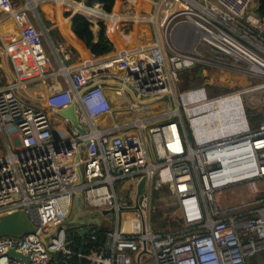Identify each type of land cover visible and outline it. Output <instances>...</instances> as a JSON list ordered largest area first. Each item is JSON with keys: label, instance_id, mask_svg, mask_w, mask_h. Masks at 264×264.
Wrapping results in <instances>:
<instances>
[{"label": "built area", "instance_id": "built-area-1", "mask_svg": "<svg viewBox=\"0 0 264 264\" xmlns=\"http://www.w3.org/2000/svg\"><path fill=\"white\" fill-rule=\"evenodd\" d=\"M119 1L125 8L133 0ZM152 4L147 46L109 57L120 74L91 76L83 67L64 66L70 52L60 43L55 48L58 72L68 86L46 95L44 105L26 102L13 87L0 88L6 149L0 155V215L23 209L38 231L58 228L49 246L37 233L0 237V264H22L5 254L9 249L27 256L29 264H64L58 256H75L84 264H251L264 255V197L228 207H219L214 198L217 191L264 180V16L256 14V0ZM40 36L33 26L21 29L20 39L36 66L45 60ZM196 66L239 71L245 85L222 89L205 75L198 86L179 92V74ZM38 75L54 77L44 69ZM106 78L107 84L96 82ZM206 87L222 91L207 95ZM73 102L77 124L86 133L62 117L70 131L55 140L50 116ZM118 106L127 114L114 116ZM104 115L107 126L101 127ZM79 175L83 210L112 209L116 215L99 245L92 244L97 226L85 227L82 239L91 241L87 252L71 251L68 231L60 228ZM141 177L139 210H125L133 199L119 203L115 185L131 181L134 195ZM162 187L174 199L178 229L152 228L151 195ZM258 259L264 264V257Z\"/></svg>", "mask_w": 264, "mask_h": 264}, {"label": "crops", "instance_id": "crops-1", "mask_svg": "<svg viewBox=\"0 0 264 264\" xmlns=\"http://www.w3.org/2000/svg\"><path fill=\"white\" fill-rule=\"evenodd\" d=\"M12 1L15 4H12ZM28 2L33 6L28 7ZM119 2V0H115L111 12L107 13L103 10L102 4L97 2L87 4V0H2L0 3V88L13 87L17 96L26 102L37 106L44 105L43 101L46 95L68 86L62 73L58 72V52L55 48L60 43L70 52V59L64 60L63 65L75 68L83 67L82 71L89 74L87 70L95 66H87L90 59L98 57L84 50L80 40L72 32L71 18L76 13L83 15L91 23L93 41H96L98 37V24L104 25L105 36L112 42L113 50L99 57L116 55L121 50L129 49V46L122 47L120 41H123V36L130 32L133 33L134 45L148 43L151 40V30L146 17L149 16L154 0H133L132 3L127 4L128 8L125 9ZM58 6H60L59 12ZM32 7L37 10V16L30 10L33 9ZM65 12H69L70 15L65 16ZM114 20L117 27L115 33L118 38L112 31H108L109 26L113 25L111 21ZM25 26H33L41 34L45 53V60L41 62V65L39 63L36 66L29 59L27 50L20 39L21 29ZM113 61L117 69V61ZM42 69L46 73H53L54 77L39 76ZM91 73V76L96 75ZM114 75L110 74V76ZM103 117L104 121H107V115ZM60 118H52L53 121H51L50 116L52 136L53 138L55 135L57 136L55 140L67 137L70 131L67 123L63 121L62 117ZM5 130L11 141L15 143L12 127L7 126ZM125 182L120 184L122 188L131 183V181ZM104 220L102 218L100 226L97 227L107 230L109 227L104 225Z\"/></svg>", "mask_w": 264, "mask_h": 264}, {"label": "rangeland", "instance_id": "rangeland-1", "mask_svg": "<svg viewBox=\"0 0 264 264\" xmlns=\"http://www.w3.org/2000/svg\"><path fill=\"white\" fill-rule=\"evenodd\" d=\"M1 2L2 0H0V3ZM12 4H15L14 1H12ZM30 10L33 11V9ZM28 16L30 15L28 14ZM40 41L43 45L42 37H40ZM49 58L51 59V57ZM223 64L229 65L230 63L228 61H223ZM241 74L242 73L239 71H234V70L227 71L226 69H216L213 71L208 69L201 70L202 79H204L205 75H208L210 78H214L216 82L221 85L222 89H226L232 85H245V79ZM188 81H192L194 83V80L192 78V73H190V70L180 73L178 76V81L176 83L177 90L179 92H183L188 88L194 87L193 83H188ZM202 81L200 82L202 83ZM187 84H188V88L185 87V85ZM222 89L206 87V93L207 95H215L221 92ZM112 99L113 96H111V100ZM115 105L117 104L113 102L112 106L115 107ZM124 109H126V107H120L119 109H115L114 116H117V114H119L118 112H120L121 115L127 114V112L124 111ZM164 110H166V106L164 108L160 107L157 110V112L162 113ZM182 114L184 116V112H182ZM52 118L59 119L60 117L58 115H52L51 121H53ZM125 121L129 122L128 117L127 120ZM106 124L107 121H104V117H103L101 119V127H105ZM7 140L9 144L12 146L13 142L11 141L10 137H7ZM0 152H1L0 155H3L4 152L6 153V149L4 145V137H3V133L1 132H0ZM161 182L164 185V181ZM130 184L127 187H123V188L119 184L115 185V192L119 203L125 202L128 199L130 200L133 199V192L132 193L130 192L132 189ZM262 197H264L263 179H259L257 181L253 180V182L250 181L247 183L239 184L229 189H225L223 191H217L214 194L215 202L219 207H228L231 205H237L246 201L259 199ZM84 211H92V210H84ZM152 215L154 216V219H151ZM123 216L124 215H122V217ZM104 219H105L104 225L110 227L111 224L113 225L115 224L116 215L115 213H112L107 215ZM150 220L154 226L163 223L164 227L160 228V230H174L181 227V221L178 217V213L174 205V199L172 198L171 194L165 187H162L160 190H157L155 193L151 195ZM258 263L263 264L260 259H258Z\"/></svg>", "mask_w": 264, "mask_h": 264}, {"label": "water", "instance_id": "water-1", "mask_svg": "<svg viewBox=\"0 0 264 264\" xmlns=\"http://www.w3.org/2000/svg\"><path fill=\"white\" fill-rule=\"evenodd\" d=\"M33 12L35 15H38L37 10L33 7ZM101 85L107 84L106 80L96 81ZM166 102L168 107H170V101L168 97L165 95L162 97ZM59 116L68 120L69 124L76 128L81 135H85L86 131L84 128H81L77 124V116L74 111V102L67 106L66 108L59 109L56 112ZM146 142L149 144L148 137L145 135ZM84 144V141L82 142ZM144 184L145 177H141L136 184L135 192L133 195V205L131 207H125V210H139L138 199L144 193ZM81 185V177L78 176V179L75 183V187L77 188L74 192L72 199V206L69 212L67 219L60 224V228H63L66 231H74L77 230V234L82 238L86 234L85 227L88 225L100 226L101 219L105 218L107 215L112 213V209H101L99 211H84L83 210V194L81 189H79ZM123 209V208H121ZM58 228H53L48 233H43L42 231H38L37 226L33 224V222L29 219L28 215L25 213L23 209H18L15 211H11L9 213H4L0 215V237L2 236H10V237H21L25 234H34L37 233L40 241L45 245H50V239L55 236ZM143 248L145 251V245L143 244ZM5 254L11 258L19 260L22 264H29V259L27 256H23L20 253L15 252L12 249L5 251ZM51 258L55 257V252H49Z\"/></svg>", "mask_w": 264, "mask_h": 264}, {"label": "trees", "instance_id": "trees-1", "mask_svg": "<svg viewBox=\"0 0 264 264\" xmlns=\"http://www.w3.org/2000/svg\"><path fill=\"white\" fill-rule=\"evenodd\" d=\"M256 1H257L258 7L255 10V12L258 16L263 17L264 16V0H256ZM93 2L102 4L103 10L107 13H110L115 0H87V4H92ZM125 8H128V7L126 6ZM69 15H70L69 12H65V16H69ZM71 21H72L71 30L74 33V35L80 40L81 46L84 50H87L90 54H92L95 57L108 54L113 50V44L109 40V38L105 36L104 25L102 23L98 24L99 26L98 37L96 41H93V36H92L91 29H90L91 23L83 15L76 13L72 16ZM43 22L46 23V21H43ZM111 23L113 25L109 26L108 31H112L114 34L117 28L116 23L115 22H111ZM76 47H77V44H76ZM201 70H202L201 66H196L192 68L190 70V73H192V78L194 80V83L192 81H188V83H193L194 87L198 86V84H200V81L202 79ZM185 87L188 88V84L185 85ZM194 87H191V88H194ZM56 138L57 136L55 135L54 139ZM151 219H154L153 215L151 216ZM163 227H164L163 223H160L156 226L152 224V228L156 230L163 228ZM105 229L97 227L95 231V239L94 241H92V244L99 245L103 242ZM66 238L69 241L68 247L73 252H77L79 250H81L82 252H87V248L91 244V241H89V238L85 237L84 239H82L79 235L73 232H68ZM260 257H264V255H261L257 258H253L252 260H250L251 264H257L258 258ZM57 260H60V262L64 264H84L85 263L84 260H80L76 258L75 256H72L69 259H63L58 256Z\"/></svg>", "mask_w": 264, "mask_h": 264}, {"label": "bare ground", "instance_id": "bare-ground-1", "mask_svg": "<svg viewBox=\"0 0 264 264\" xmlns=\"http://www.w3.org/2000/svg\"><path fill=\"white\" fill-rule=\"evenodd\" d=\"M28 7L30 6H33L32 4H30V2H28ZM33 8V7H32ZM58 12L60 11V6H58L57 8ZM111 22H115L116 21H111ZM115 37L118 38V35L116 33H114ZM133 33L130 32V33H127L123 36V41H120L121 42V46L122 47H125V46H129L128 48L129 49H136L137 47H146L147 46V43H144V44H139V43H136L137 45H134L133 41ZM111 55H107V57H98V58H95V59H90V62L87 66H90V65H95L94 67H90L87 71L89 72V74L91 75L93 72L94 74H98V73H103V72H106L107 74H120V70L116 69L115 66H114V61L112 59H110ZM107 61V62H106ZM111 96H113V99L115 98L114 94L111 93L110 94V98ZM116 104L118 105L120 103L119 100L115 101ZM120 107V106H118ZM120 111V110H119ZM128 215V214H127ZM129 217V216H127ZM124 230H127V227L124 226L123 228Z\"/></svg>", "mask_w": 264, "mask_h": 264}]
</instances>
